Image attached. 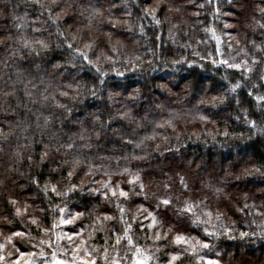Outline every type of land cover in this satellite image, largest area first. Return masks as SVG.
<instances>
[{
	"label": "trees",
	"instance_id": "obj_1",
	"mask_svg": "<svg viewBox=\"0 0 264 264\" xmlns=\"http://www.w3.org/2000/svg\"><path fill=\"white\" fill-rule=\"evenodd\" d=\"M111 2L77 0L75 19L62 22L65 28L71 25L69 30L72 32L77 27L83 29L81 35L87 39V17L92 15L93 9L103 13L92 21V34L100 37L97 52L103 49L111 55L116 61L114 67L124 71L125 75L116 76L111 71L113 65L105 64L103 67L109 76L105 78V84L99 85L91 66L77 59V67L73 68L67 63L69 53L63 47L55 48L58 42L56 27L51 22L42 23L47 19V11L41 15L42 10L30 0H0V40H5L0 44V130L9 133L7 138L0 137V217L10 216L9 198L33 202L36 193L27 188L26 179L19 173L31 175L33 169L29 168L28 156L35 161L43 151V145L48 144L56 161L49 164V168L57 167L58 162L65 159L79 158L84 162L74 176L77 184L80 180L87 184L98 178L109 179L106 172L112 174L111 179H118L124 176L116 173L125 168L131 173L139 172L147 199L143 195L134 196L125 203L129 218L138 206L147 205L162 214L165 221L162 231L175 226L173 232L193 234L211 241L222 249L227 264H264V194L260 192L264 188V179L242 175L246 168L264 166V135L250 129L246 123V120H254L257 128L264 127V102L258 105L254 99V96L264 94V87H252L253 84H264L259 79L264 73V52L252 46V41L257 45L264 44V29L256 25V21L261 20L260 13L255 10L260 0H235L234 7L227 0H211V3L207 0H163L161 10L157 12L161 20L158 26L140 11L145 4L152 6L155 0H144V3L141 0H115L118 7L110 14ZM200 4L204 7H199ZM169 7L173 11H168ZM217 8L221 10L219 13ZM80 10L84 15L79 14ZM128 12H131L130 16ZM110 15L121 21L127 20L132 30L111 28L107 23ZM17 16L24 20H17ZM33 21L40 22L34 24ZM140 24L145 29L143 35L139 31ZM225 24L233 27L226 29ZM34 27L46 30L34 32ZM109 31L115 33L114 39L123 42L117 45L116 52L108 50L102 36L103 32ZM217 37L220 43H217ZM21 38L46 39L52 44L53 51L43 61L40 57H26V49L17 51ZM219 46L234 48L238 54L240 51L239 55L249 63L253 59L260 63L247 75L228 68L219 63ZM90 55L95 58L94 54ZM137 56L141 57V62H136V71H132L125 61ZM36 64L41 65L40 70ZM52 64L65 67L54 70ZM81 80L89 86L98 85L97 97L85 96L80 102L69 98ZM234 83H240L242 87L231 93L226 85ZM70 84L71 88L68 87ZM135 89H140L138 100L124 99L134 94ZM63 91H67L69 97L61 96ZM108 92L119 93V102H109ZM248 92L253 96H248ZM221 96L223 103H212L213 97ZM237 99L242 103L237 104ZM202 100L205 103H201ZM58 104L66 105L71 112L57 107ZM124 112H131V121L119 118ZM202 115L207 120H201ZM95 116L104 122L110 121V126L101 129L94 123ZM161 124L164 127H158ZM81 134L85 139L80 138ZM128 140L132 143H127ZM69 143H74L71 149L67 148ZM61 145L64 147L56 152ZM88 165L94 170L91 176L85 175ZM42 176L44 180L49 178L47 168ZM127 176L131 177L125 174ZM238 176L239 180L236 179ZM180 177L186 181L187 189L180 184ZM52 178L56 181L60 174L54 173ZM216 188L222 192L217 194ZM86 189L87 185L84 192L72 194L70 201L85 211L89 222L103 212L118 214L110 204L99 196L90 195ZM159 195L172 198L177 208L183 197L203 201L214 216L224 214L220 219L223 228L216 232V237H205L203 228L192 225L187 217L178 220L172 210L157 209ZM49 203L35 199L37 205L48 207ZM245 203L250 207L245 209ZM94 205L99 207L95 215L90 216L88 212ZM42 216L47 222L48 215ZM109 223L114 231V222ZM18 224L16 220L8 224L0 219L3 229L9 230ZM226 230L233 239L224 234ZM240 232L249 235L241 238ZM140 238L133 234V241ZM188 260L186 255L184 264Z\"/></svg>",
	"mask_w": 264,
	"mask_h": 264
},
{
	"label": "snow or ice",
	"instance_id": "obj_2",
	"mask_svg": "<svg viewBox=\"0 0 264 264\" xmlns=\"http://www.w3.org/2000/svg\"><path fill=\"white\" fill-rule=\"evenodd\" d=\"M30 2L33 5H38L39 8L42 10L41 15H43L44 11H47L48 16L47 19L44 20L42 23H48L51 22V25H54L56 27L55 35L58 38V42L55 44V48L59 49L63 47L65 51L69 53V57L67 59V63L70 64L73 68H76V60L79 59L80 61L84 62L88 66H91L95 70L96 73V79L99 81V85H103L106 83V79L109 76V72L104 70L103 65L105 64H111L113 65L111 71L115 73L116 76H124L125 72L117 69L114 67L116 64V61L113 59L111 55H108L103 49H100L99 52H97V49L99 48V40L100 37L95 36L92 34V21L98 16L103 15L99 10L93 9L92 15L87 17L88 19V35L87 39H85L84 36L81 35V32L83 29L77 27L74 32L70 31L71 25H69L67 28H65L62 24V22L66 23L67 19H75L74 13L77 11V0H30ZM208 3H211V0H207ZM141 3H144V0H141ZM227 3L230 6H235V0H227ZM163 4V0H155L154 4L152 6H145L140 8V11L143 13L144 16H150L154 22V26H158L161 24V20L157 16V12L161 10V5ZM117 4L115 3V0H112L110 7L108 9L109 13L111 14L113 8H117ZM199 7L203 8L204 5L200 4ZM243 7V4L241 5ZM176 11H179V9H175ZM255 10L260 13L261 20L256 21L257 27L260 29H264V0H260V3L255 5ZM168 11H173L171 7L168 8ZM221 10L217 8V12L219 13ZM80 15H84L83 10L79 11ZM127 15H131V12H128ZM17 20H24V17H16ZM40 21H33V23H38ZM103 23V21H102ZM107 23L111 26L113 29L117 28H123L125 31H131V25L127 20L121 21L118 17L114 15H110V18L107 20ZM224 27L226 29L232 28L233 25L225 24ZM34 32H41L42 29L40 27H34L32 29ZM99 31V29H97ZM139 31L141 35L144 34V26L143 24H140ZM207 31V29H206ZM51 35V34H50ZM213 35L215 36V31L213 30ZM102 36L106 40V44L108 46V50L111 52L118 51L117 45H122V41L119 39H114L115 33L114 32H103ZM5 39H10V37H6ZM155 39H160L159 37H156ZM234 39V38H233ZM220 39L217 37V43H220ZM5 40H0V44H4ZM82 44V46H81ZM252 46L257 51L264 52V44L257 45L255 41H252ZM27 50L24 55L26 57L34 58V57H40L43 61L46 55L53 51L52 44L46 40L41 38H34V39H28V38H21V46L20 49L17 51ZM90 53L94 54V57L90 55ZM15 55V53H14ZM136 62H141V57L137 56L134 60H127L125 61V64L131 67L132 71H136L135 64ZM181 61H174V63H180ZM150 63V62H149ZM215 63V61H214ZM220 64L226 65L228 68L236 69L237 71H241L245 75L248 73L253 72L254 66L257 63H260L259 61L253 59L251 63H249L247 60H244L242 63H229L227 60H221L219 62ZM35 67L37 70H40L41 65L36 64ZM51 67L54 70H60L64 68V65L61 64H52ZM46 70V69H45ZM79 73H77V76H74L73 79H77ZM259 79L261 81H264V73H261ZM69 88L72 87V85H68ZM228 88V91L231 93H235L237 89H240L242 85L240 83H234L230 86L226 85ZM253 88L256 87H264V84L261 85H252ZM74 94L69 97V93L67 91H63L60 93L61 96L69 97L72 101L80 102L82 97L90 96L92 98L97 97L98 95V85L93 84L92 86H89V84L83 80H81L79 83L76 84V87L73 89ZM119 93L114 94L113 92L107 93V100L111 103H117L119 102L117 100V96H119ZM248 96H253L252 92L247 93ZM140 96V89H135L134 94L127 95L124 97L127 101L135 102L139 99ZM255 101L259 105L261 102H264V94L256 95L254 96ZM223 103L224 97L221 96L219 98L213 97L212 103ZM237 104H241L242 101L240 99H237ZM201 103H205V101H201ZM57 107L64 108L66 112L70 113L71 110L67 108L66 105L58 104ZM120 119H128L129 121L132 120L131 112H124L120 117ZM112 119H115L113 117ZM201 120H207L206 116H200ZM48 118H45V124H47ZM95 124H98L101 129H104L106 127L110 126L109 122H104L100 119L99 116H95ZM169 126H171V122L169 121ZM246 123L249 124L250 129H256L261 135H264V127L257 128V123L254 120H246ZM158 127H164L163 124L158 125ZM114 132L118 131L116 129H113ZM9 133L3 132V130H0V137L7 138ZM225 135H228L227 132H225ZM97 138L100 137V133H96ZM81 139H85L83 134L80 135ZM71 139V138H70ZM146 139H154V137H146ZM179 139V138H177ZM165 140L167 138L165 137ZM127 143L131 144L132 141L128 140ZM74 146V143L67 144V148L71 149ZM88 146V145H86ZM137 147L140 145L137 144ZM31 147V145H29ZM64 147V145H61L60 147H57L55 149L56 152H60L61 148ZM159 145H157V150H159ZM136 159H143V157H134ZM29 168L33 169V172L31 175L24 176L23 173H19L20 176L24 177L27 181V188L29 190H34L36 193L35 198L33 199L32 203H28L27 201L21 202L18 199L9 198L7 200V204L9 205L10 209L12 210L10 213V216H3L0 217L3 221H5L8 224H11L13 220H19L21 223H30L32 225H36L38 228L42 227L40 224V218L37 215V213H40L42 215H47L49 211H52L53 213L59 214V219L56 221L57 225L59 224H70L75 222L77 219L83 217L85 215V212L81 211H75L72 212L67 207V201H69L72 198V194L75 193H82L85 190L86 182L84 180H80L79 184H77L74 180V176L77 174L78 169H81V166L84 164V162L79 158H73L71 161L65 159L61 162H58L57 167L49 168V164L56 163L54 158L51 154V148L48 144L43 145V151H41L36 158L35 161H33V158L31 155L28 156ZM88 171L85 173L87 176H91L94 174V170L91 167V165H88ZM47 168L49 178L47 180L43 179L42 173L43 170ZM18 172V170H16ZM66 172V175L64 174ZM59 173L60 178L53 182L52 174ZM125 174L132 176V179H129L127 181V184L130 186L129 189L126 191L124 188L121 187V183H113L111 179L110 173H105V175L109 176V179L107 181L100 182V187L98 188H89V194L93 196H99L102 201H106L108 204L114 205L116 212L118 214H112V215H95L97 212V208L99 205H94L91 209V211L88 212L90 216L95 215V221L97 222V227L94 229V231H103L105 230V225L107 222H118L124 225L121 231L114 232L113 235L106 238L107 247L103 249L105 255L103 259L105 260V264H120L119 259H110L108 256V250L109 249H117L119 247H124L126 251H134V256L132 257V264H149V261L153 259L151 256H146L144 253V250L140 247H137L136 244L133 242V237L130 235V232L132 230V224L129 223L127 220H125V217L128 215L127 209L124 207L125 203L131 199V197L134 196H140L143 195L145 199H147V196L145 194V185L143 184L139 172L131 173L128 168H125L123 172H118L116 175L119 176H125ZM242 175L244 177L248 176H259L261 179H264V166L260 167H252V168H246L243 170ZM236 179H240V177H236ZM180 184L184 189L188 188V185L183 177H180L179 180ZM167 188L168 185H165ZM215 192L217 194H220L222 192V189L216 188ZM260 192L264 194V188L260 189ZM35 199H41L42 203L44 201L51 202L55 199H59L61 201V204H56L52 208H48L45 206L37 205L35 204ZM244 199L247 200L248 196L245 194ZM63 205V206H62ZM198 207V205H194L193 202L184 201L182 207H175L173 201L170 198H163L159 199L157 202V209L163 208L165 211L172 210L174 212V215L179 220L181 217H187L188 220L192 225L199 226L200 224L207 225L211 222L213 219L212 212H206L204 213V216L207 217V219H201L199 215H197L193 208ZM245 209L249 208L250 206L245 203L243 205ZM29 209H32L30 212ZM241 209H237V211H240ZM86 211H88L86 209ZM137 214L138 215H144L146 219L150 220V223L147 225L150 229H157L153 236L150 237L154 239L155 241H168L171 246H173L174 251L165 253L166 260L164 264H183L182 257L187 254L193 257H199V264H220L219 260H212L208 259L205 260L204 256H200L199 253L205 249H211L213 245L203 239H198L195 236L191 235H185L182 232H175L171 240H169V233H173V227L170 226L167 227L166 231H162L165 227V221L162 219V214L157 212H151L147 208H144L142 206L137 207ZM133 214L132 220L139 223L138 215ZM264 214V213H262ZM224 214L218 213L215 216L216 220H220ZM109 231H112L109 229ZM205 237H216V232H209L207 227L203 230ZM228 236L229 239H233L232 235L230 234V231H227L224 233ZM249 233L246 232H240V237L244 238L248 236ZM264 235V234H262ZM0 236H3V233H0ZM18 239L20 243L25 242H31L33 239L30 234L25 233L24 231H18L15 229L11 230V233L7 236H3V241L0 242V264H19L18 261L11 260V253H8L7 257L4 254V249L6 245L11 244L13 246V249L19 253L21 257H35L37 254L35 252L29 251L27 253L21 252L19 248L16 247V245L13 243L14 240ZM57 239H60V237H57ZM70 239V238H69ZM123 242V244H122ZM40 245L42 246L45 241L41 240ZM36 245H33L35 247ZM160 249L157 248V251ZM217 256H219V252L216 253ZM44 256V251L41 248V251L39 252V257ZM53 260L55 261V264H62L61 261L55 260V253L52 254ZM27 264H37L36 260H29L27 261ZM88 264H96L94 260L88 261Z\"/></svg>",
	"mask_w": 264,
	"mask_h": 264
},
{
	"label": "rangeland",
	"instance_id": "obj_3",
	"mask_svg": "<svg viewBox=\"0 0 264 264\" xmlns=\"http://www.w3.org/2000/svg\"><path fill=\"white\" fill-rule=\"evenodd\" d=\"M238 50L240 49L238 48ZM217 53L218 56L221 57V60H227L229 61V63H233V62L242 63L244 61L243 58L239 55L240 51L238 54L234 48L229 47L228 49H226L225 46L224 47L219 46L217 49ZM132 178H133L132 176L131 177L124 176L118 179H115L113 177L112 180L114 184L120 182L124 190L127 191L130 187L127 184V181ZM107 180L108 178H98L96 181L91 180L86 184L87 185L86 190L89 191V188H98L100 187V182ZM126 187H128V189ZM167 197H168L167 195H159V199H163ZM184 201L193 202L194 205H198V207L194 206L193 211L197 215H199L201 219H207V217L204 216V213L211 211L203 201H200L199 199H192L188 196L183 197V200L179 202V204L177 202L178 208L183 206ZM21 202L23 203L25 202V200ZM56 204H61V201L59 199H55L51 201L48 205V208L50 209L54 207ZM110 206L112 208H115L114 205L110 204ZM67 207L72 212L75 211L85 212L84 210H82V208H78L76 205L72 204L70 200L67 201ZM142 207L147 208L151 212H154L147 205ZM29 211L31 212L32 209H29ZM105 214L111 215L109 212H103L102 214L99 215H105ZM133 214H137V208L135 209V213H131V218H129V216H126L125 220H127L129 223L132 224V230L130 232V235H132L133 237L134 234L136 237L139 238L141 237L140 238L141 240L139 239L137 241L134 240L133 241L134 244H136L137 247L143 249L146 256L153 257V259L149 261V264H164L166 260L165 253L174 251L173 246H171L168 241H155L154 239L150 238L153 236V232H152L153 229L147 227V225L150 223V220L146 219L144 215L137 214L139 219V223H137L136 221L132 220ZM37 215L39 216L40 224L42 225V227L40 228L30 223H21L19 220H16L17 222H19L18 226H15L9 230L3 229L0 225V233H3V236L9 235L12 229L18 231H24L25 233L30 234L31 237L33 238L31 242L20 243L19 240L16 239L13 241V243L16 245L17 248H19L21 252L27 253L29 251H32L37 254L35 257H26V256L21 257L19 253L13 249V246L9 244L6 245L4 249V254L6 257L8 253H11L10 259L18 261L19 264H27V261L29 260H36L37 264H55V261L53 260V256H52V254L55 253V260L61 261L62 264H88V261L90 260H94L96 264H105V260L103 259L105 253L103 249L107 247L106 238L113 235L114 232L121 231L122 228L124 227L123 224L114 222L113 224L114 231H109L110 223L107 222L105 225V230L99 233V231H94V229L97 227L95 216L91 222H89L86 215H84L83 217L77 219L73 223L57 225L56 221L59 219L58 213H53L52 211H49L47 213L48 215L47 222H45L46 220L43 219V216L40 213H37ZM222 223L223 222H221L220 220H216L213 214V219L209 224L207 225L200 224V226L203 228L202 230H204V228L207 227L209 232H218L219 230H221V228H223ZM174 233L175 232L169 233V240H171V237ZM185 235L195 236L193 234H185ZM3 236H0V242L3 241ZM57 237H60V239H57ZM197 238L199 239L200 237L198 236ZM41 240L45 241V243L42 246L39 243ZM209 242L213 245V247L211 249H205L201 251L199 255L204 256L205 260L208 259L219 260L220 264H227L223 256L224 254L222 249L217 247L216 244L212 243L211 241ZM33 245L36 246L33 247ZM41 248L44 251L43 257H39V252L41 251ZM157 248H159L160 250L157 251ZM217 252H219L220 254L219 256L216 255ZM107 254L110 257V259H119L120 264H132V257L134 256V251H126L124 247H119L115 250L109 249ZM186 255L187 254L184 255L183 259L185 258ZM187 256L189 257V260L186 264H199L198 256L197 257H193L190 255ZM249 260L254 261V259H249Z\"/></svg>",
	"mask_w": 264,
	"mask_h": 264
}]
</instances>
